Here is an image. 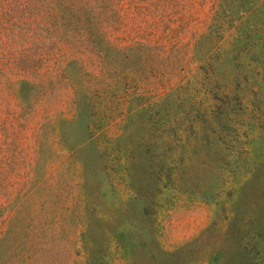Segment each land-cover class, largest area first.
I'll return each instance as SVG.
<instances>
[{"label": "rangeland", "instance_id": "rangeland-1", "mask_svg": "<svg viewBox=\"0 0 264 264\" xmlns=\"http://www.w3.org/2000/svg\"><path fill=\"white\" fill-rule=\"evenodd\" d=\"M212 4L0 0V264H264V74L206 95L122 51Z\"/></svg>", "mask_w": 264, "mask_h": 264}, {"label": "trees", "instance_id": "trees-1", "mask_svg": "<svg viewBox=\"0 0 264 264\" xmlns=\"http://www.w3.org/2000/svg\"><path fill=\"white\" fill-rule=\"evenodd\" d=\"M110 27L117 28L116 25ZM182 31L178 25L166 23L151 32L153 37L133 40L125 44L122 51L128 56L137 54L144 60L153 57L150 66L159 77L168 75L176 64L185 71L193 62L197 76L193 82L187 79L185 84H191L195 93L206 95L215 94L217 88L247 83L253 74H264V0H213L209 21L205 29L193 37L190 47L184 46L189 42L180 44ZM116 39L118 35H113L111 30H97L93 34L95 53L104 59L109 54L106 48ZM167 95L169 93L162 97L165 104L158 108L163 114L158 116L162 122L159 132L169 129ZM181 115L198 117L194 109H189L188 113L180 111ZM176 122L182 125L183 119Z\"/></svg>", "mask_w": 264, "mask_h": 264}]
</instances>
